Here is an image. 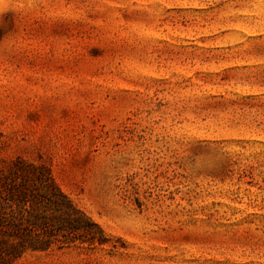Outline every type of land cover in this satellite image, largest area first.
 I'll return each mask as SVG.
<instances>
[{
	"label": "rangeland",
	"instance_id": "obj_1",
	"mask_svg": "<svg viewBox=\"0 0 264 264\" xmlns=\"http://www.w3.org/2000/svg\"><path fill=\"white\" fill-rule=\"evenodd\" d=\"M16 156L105 242L10 264H264V0H0Z\"/></svg>",
	"mask_w": 264,
	"mask_h": 264
},
{
	"label": "trees",
	"instance_id": "obj_2",
	"mask_svg": "<svg viewBox=\"0 0 264 264\" xmlns=\"http://www.w3.org/2000/svg\"><path fill=\"white\" fill-rule=\"evenodd\" d=\"M105 242L99 225L64 193L47 162L0 165V264L29 250Z\"/></svg>",
	"mask_w": 264,
	"mask_h": 264
}]
</instances>
